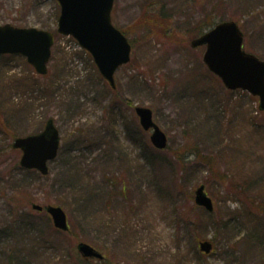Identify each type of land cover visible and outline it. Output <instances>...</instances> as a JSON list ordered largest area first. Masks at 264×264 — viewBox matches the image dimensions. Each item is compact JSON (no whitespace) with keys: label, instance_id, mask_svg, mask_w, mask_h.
Instances as JSON below:
<instances>
[{"label":"rangeland","instance_id":"rangeland-1","mask_svg":"<svg viewBox=\"0 0 264 264\" xmlns=\"http://www.w3.org/2000/svg\"><path fill=\"white\" fill-rule=\"evenodd\" d=\"M60 15L57 0H0V26L55 35L45 76L23 56L0 57V264H264V112L191 45L233 21L264 61V0H115L113 25L132 45L116 90L58 33ZM137 107L152 110L165 150ZM50 120L61 147L43 176L21 166L14 143ZM201 185L213 212L195 203ZM34 205L62 208L71 231ZM80 243L105 260L83 259Z\"/></svg>","mask_w":264,"mask_h":264},{"label":"water","instance_id":"water-1","mask_svg":"<svg viewBox=\"0 0 264 264\" xmlns=\"http://www.w3.org/2000/svg\"><path fill=\"white\" fill-rule=\"evenodd\" d=\"M61 7L58 33L73 37L88 51L112 89L117 88L115 74L119 68L131 61L132 45L128 38L112 22L115 0H57ZM244 34L233 21L218 24L214 29L192 42L193 48L206 46L203 61L209 71L217 76L230 91L242 90L259 99V110L264 112V61L243 49ZM55 35L36 28L0 26V56L14 55L27 58L28 63L40 76L48 74ZM136 114L141 127L151 132V143L158 150H165L168 137L155 123L149 108L137 107ZM61 140L60 133L50 120L43 133L19 138L14 148L22 150L21 166L38 170L42 175L49 173L48 163L57 158ZM195 203L208 212L214 211L212 199L201 185L195 191ZM34 210L43 207L34 205ZM47 213L56 229L69 232L70 225L64 210L49 206ZM200 251L211 254L214 246L210 241L199 244ZM85 259L103 260L104 256L86 243L78 245Z\"/></svg>","mask_w":264,"mask_h":264},{"label":"trees","instance_id":"trees-1","mask_svg":"<svg viewBox=\"0 0 264 264\" xmlns=\"http://www.w3.org/2000/svg\"><path fill=\"white\" fill-rule=\"evenodd\" d=\"M205 32L200 33V36L203 35ZM125 189V188H124Z\"/></svg>","mask_w":264,"mask_h":264}]
</instances>
